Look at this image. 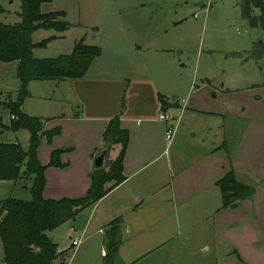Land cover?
I'll use <instances>...</instances> for the list:
<instances>
[{
	"label": "crops",
	"instance_id": "1",
	"mask_svg": "<svg viewBox=\"0 0 264 264\" xmlns=\"http://www.w3.org/2000/svg\"><path fill=\"white\" fill-rule=\"evenodd\" d=\"M238 4L242 19L251 30L257 29L249 25L241 3ZM0 6L3 12L5 8ZM206 9L208 24L212 6ZM255 12L261 13L259 9ZM219 17L221 23L227 20L229 25L227 16L220 13ZM185 22L187 18L182 17L171 25L177 28ZM218 24L213 23L211 28L207 48L210 59L201 74L198 62L202 52L200 55V49L196 52L188 48L187 30L173 34L168 33L171 28L144 29V46L134 44L131 48L133 59L129 63L135 73L122 88L114 108L104 114L80 111L85 101L83 84L106 63L108 55L102 45V54L84 78L30 82L25 112L47 119L45 130L62 127L61 134L51 143L45 137L42 139L38 149L40 161L46 165L53 150L72 146L61 156L66 166L46 169L47 199L86 196L91 185L90 173L95 168L94 158L104 146L103 133L126 98L122 117V126L130 131L124 160L126 178L96 204L81 211L75 220L52 231L57 232L51 237L59 251L72 255L67 264H104L108 258L105 234L117 218L122 219L123 241L111 264H264V75L260 63L251 55L248 63L257 67L256 74H244L246 62L237 54L250 51L256 40H233L228 35L234 29L230 25L219 29ZM218 32L225 33L224 43L236 44L224 63L214 56L215 47L222 41ZM86 37L84 34L75 43L83 39L89 44ZM118 49L128 51L126 47ZM193 51L197 62L192 66L189 55ZM11 63L0 62V102L8 93L16 95L20 88V79L15 77L12 85H17L16 90L6 88L5 68ZM188 72L193 74L191 79ZM31 83L40 90L35 91ZM134 84H144V88L141 86L133 93ZM160 95L170 104L176 102V106L164 111ZM134 97L140 98L135 107L144 113L132 110ZM1 107L7 110L3 104ZM162 114H170L174 120H162ZM176 123L174 138L170 140L167 129ZM2 129L3 133L8 130ZM231 170L255 192L238 206L223 207L217 181ZM0 182L16 185L18 180ZM62 227L66 229L58 233ZM63 233L67 235L66 241L60 240ZM73 234L78 236L73 238ZM74 240L79 243L74 245Z\"/></svg>",
	"mask_w": 264,
	"mask_h": 264
},
{
	"label": "trees",
	"instance_id": "2",
	"mask_svg": "<svg viewBox=\"0 0 264 264\" xmlns=\"http://www.w3.org/2000/svg\"><path fill=\"white\" fill-rule=\"evenodd\" d=\"M45 1L21 0L22 21L18 24L0 25V62H17L16 74L21 83L16 95L8 93L4 101L0 102L12 115L7 129L14 132L27 129L30 132V145L27 150L20 142H0V180L33 178L31 200L15 197L0 200V238L6 264H67L70 254L63 255L48 233L68 221L75 220L81 211L96 204L126 178L124 160L130 142V131L122 126L126 106L124 96L120 111L109 120L102 137L103 147H108L110 151L118 148L117 156L110 160L107 168L92 170L91 185L86 196L59 200L44 196L46 169L50 166H66L61 156L64 152L71 151L72 146L53 150L46 165L40 161L38 149L42 139L45 137L51 143L55 136L61 134L62 127L45 130L47 119L25 112L24 103L29 96V83L32 80L84 78L94 60L102 54L100 46L86 44L81 39L75 43L70 53L49 58L35 57V48H44L55 38L50 36L34 43L32 35L36 30L55 28L66 31L71 25L68 21L57 20L59 16L66 15L65 11L43 12L42 4ZM240 3L249 25L264 29V0H241ZM256 9L261 13L256 14ZM2 10L0 6V11ZM247 53L258 60L261 68L264 38L257 39L254 47ZM160 101L164 111L177 104H170L164 95H160ZM3 125L0 122V127ZM109 183L111 184L108 185ZM217 186L222 192L223 207L238 206L255 192L254 187L239 181L232 170L217 181ZM121 222V218L112 221L105 234L108 252L105 264H111V260L118 255L123 241Z\"/></svg>",
	"mask_w": 264,
	"mask_h": 264
},
{
	"label": "rangeland",
	"instance_id": "3",
	"mask_svg": "<svg viewBox=\"0 0 264 264\" xmlns=\"http://www.w3.org/2000/svg\"><path fill=\"white\" fill-rule=\"evenodd\" d=\"M83 3L79 4L77 0H49L42 6L43 12H56L66 10L65 16H59L57 20H64L70 22V27L66 31H60L55 28H43L38 29L32 35V39L39 42L51 35H60L58 38L51 40L44 48H35L34 56L39 58L56 57L61 54H67L71 52V49L75 45V40L83 37L86 34L89 44L102 45L105 48V52L108 56L106 63L101 66V69L97 72H93V77H88L84 85V91L82 96L84 98V105L80 109L81 112L86 110L87 114H104L111 111L121 96L122 88H126L127 81L131 79L135 72L132 64L129 63L131 56V48L134 44L144 46V29L149 28H171L168 33L176 34L187 30L189 32L188 48H191L197 52L200 49V55L202 57L198 64L200 65L199 74L207 67L209 54L207 48L209 45V39L212 36L211 28L213 23H219L218 28H224L228 25L226 22L221 23L219 14H224L229 18V25L234 32H230L228 37L233 38L236 41H246L251 39L264 38V29L251 30L247 22L242 19L241 8L239 2L241 0H82ZM177 2V4H175ZM0 5L5 9L0 11V25L3 24H18L22 21L21 0H0ZM212 6V17L210 21L206 22L207 14L209 11L206 9ZM178 13V14H176ZM186 17L187 22L177 28L171 25L173 20ZM214 17V18H213ZM226 17V18H227ZM242 19V21H241ZM240 22V23H238ZM227 23V24H226ZM228 25V28L230 27ZM95 27V28H94ZM98 27V29H96ZM97 30V32H93ZM160 30V29H159ZM95 36L94 39L92 36ZM224 36V39H223ZM167 37V36H166ZM226 36L218 32V39L222 40L218 42L215 47L214 56L218 61H223L232 50V46H235V42L230 44L224 43ZM126 47L128 51L124 52L118 47ZM119 51L114 52V49ZM233 54V53H232ZM243 62H246L244 66V74H252L255 71L256 66L253 68L252 64L248 61V54L245 51L237 53ZM199 55V56H200ZM231 55V53H230ZM113 56V58H112ZM197 54L194 51L189 55V63L192 65L196 61ZM197 62V61H196ZM230 64L234 63L229 61ZM224 63V61H223ZM238 63V62H237ZM5 68V80L6 88L16 90L17 88L12 84L18 78L16 74L17 62L6 64ZM193 66V65H192ZM262 68V69H261ZM261 72L264 75V59L261 61ZM188 78H192L193 74L188 72L186 74ZM14 77L16 80H14ZM133 80H136L132 77ZM38 81V80H36ZM30 84V83H29ZM135 88L132 89L134 93L139 87L144 88V84H134ZM31 87L35 91H39V86ZM29 88V86H28ZM43 90V89H42ZM44 92V90H43ZM124 92V91H123ZM123 96V93H122ZM128 100V92L126 93ZM33 101H36L33 99ZM140 98L134 97L132 104L134 105L133 111L137 114L144 113V110L135 107L139 105ZM31 111H27L30 114ZM117 114V113H116ZM114 114V115H116ZM34 115V114H30ZM113 115V116H114ZM11 120V113L7 109L0 108V122L8 123ZM0 140L6 142H20L25 150L30 145V132L27 129H22L17 132L12 130H6L3 133L2 128H7V125L0 127ZM118 148L115 151H110L106 160L107 164L110 162L111 156H116ZM33 178H27L24 180H18L16 185L7 182L3 184L0 182V198L5 199L7 197H15L23 200H31V186ZM109 183L108 185H110ZM27 186V187H25ZM1 208V205H0ZM66 228H59L58 233L64 232ZM57 232H49L50 236H54ZM61 241H66L67 235L60 234ZM59 236V237H60ZM74 236H78L73 234ZM72 255L69 257V261ZM61 259V258H60ZM60 259L58 261H60ZM106 263V260L104 264ZM0 264H6L4 261V249L0 238Z\"/></svg>",
	"mask_w": 264,
	"mask_h": 264
},
{
	"label": "water",
	"instance_id": "4",
	"mask_svg": "<svg viewBox=\"0 0 264 264\" xmlns=\"http://www.w3.org/2000/svg\"><path fill=\"white\" fill-rule=\"evenodd\" d=\"M109 152H110V150L108 149V147H102L99 150V153L94 158V167L95 168L106 167V160L108 158ZM109 163L107 164V167H108Z\"/></svg>",
	"mask_w": 264,
	"mask_h": 264
},
{
	"label": "built area",
	"instance_id": "5",
	"mask_svg": "<svg viewBox=\"0 0 264 264\" xmlns=\"http://www.w3.org/2000/svg\"><path fill=\"white\" fill-rule=\"evenodd\" d=\"M160 119L165 120V121H171V120H174V117L170 114H162L160 116ZM177 126H178V123L170 124V126L167 129L168 139L172 140L174 138ZM78 243H79V241L74 240V245H77Z\"/></svg>",
	"mask_w": 264,
	"mask_h": 264
}]
</instances>
